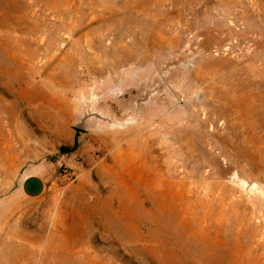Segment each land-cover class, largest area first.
<instances>
[{
  "label": "rangeland",
  "instance_id": "374dc122",
  "mask_svg": "<svg viewBox=\"0 0 264 264\" xmlns=\"http://www.w3.org/2000/svg\"><path fill=\"white\" fill-rule=\"evenodd\" d=\"M0 264H264V0H0Z\"/></svg>",
  "mask_w": 264,
  "mask_h": 264
},
{
  "label": "crops",
  "instance_id": "0c3cea01",
  "mask_svg": "<svg viewBox=\"0 0 264 264\" xmlns=\"http://www.w3.org/2000/svg\"><path fill=\"white\" fill-rule=\"evenodd\" d=\"M45 180L40 175L26 177L22 184L23 193L30 198H37L45 192Z\"/></svg>",
  "mask_w": 264,
  "mask_h": 264
},
{
  "label": "bare ground",
  "instance_id": "6f19581e",
  "mask_svg": "<svg viewBox=\"0 0 264 264\" xmlns=\"http://www.w3.org/2000/svg\"><path fill=\"white\" fill-rule=\"evenodd\" d=\"M123 125V124H122Z\"/></svg>",
  "mask_w": 264,
  "mask_h": 264
}]
</instances>
